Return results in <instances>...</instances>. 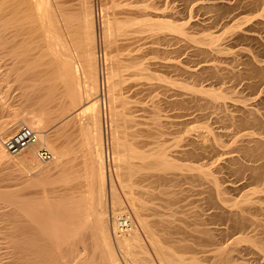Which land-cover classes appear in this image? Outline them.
I'll return each instance as SVG.
<instances>
[{
  "label": "bare ground",
  "instance_id": "1",
  "mask_svg": "<svg viewBox=\"0 0 264 264\" xmlns=\"http://www.w3.org/2000/svg\"><path fill=\"white\" fill-rule=\"evenodd\" d=\"M175 1L178 0H101L97 12L94 0H0V76H16L25 105L31 106L14 110L10 118L0 123V163L12 165V172L5 166L11 172L9 176H19L25 185H65L73 182V162L79 153L84 162L79 177L76 174L78 179L74 178L89 184L86 195L80 197L66 189L57 197L41 192L44 195L39 198H29L22 190H0V264H156L149 248L158 264H246L245 256L255 252H260L259 260L264 264V184L244 190L239 199L228 198L230 192L241 190L238 181L225 185L217 177L222 170H239L238 173H248L250 180L263 181L264 120L259 116L263 114L258 107L245 105L248 100L239 98L233 90L201 86L204 76L222 78L223 70L213 61L225 48L216 44L218 37L214 35L197 37L195 27L199 30V21L196 24L189 20L191 17L180 18V12L174 11ZM258 2L259 6L263 0ZM206 4L222 8L233 5L231 0H208L199 7H207ZM252 4L256 7L255 2ZM261 15L263 22H258L264 25V14ZM252 28L246 32H253ZM99 32L107 48L102 60L107 70L105 76H100ZM233 33L237 37L244 35L242 30ZM256 36L252 33V40L258 43ZM176 43L181 44L172 48ZM188 47L194 50L192 55H188ZM255 56L241 63L245 72L234 67L227 74L242 78L247 73L258 74L263 78L256 81L262 96L264 58ZM170 73L196 83H183L168 95L170 86L175 85L166 77ZM105 87L107 103L102 97ZM160 93L165 97H159ZM235 99L241 104L228 103ZM7 101L2 98L0 107L10 110ZM171 106L182 112L167 114ZM204 107L222 111L225 121L233 123L231 126L238 131L217 132L211 125L196 134L188 130L178 140L183 145L177 155L200 159L212 151L214 157H227L215 158L217 166L211 162L209 167L206 163L186 167L175 162L163 136L171 126L187 125L191 110ZM206 110L203 111L207 113ZM245 124L248 129L251 124L258 129L248 132ZM23 126L35 133L36 141L13 155L6 150L4 140ZM68 130L71 134L78 132V150L72 141L69 147L62 142ZM109 133L111 142L107 138ZM227 136L235 138L238 146L234 152L238 156L220 149L226 147L222 138ZM111 147L114 152L110 153ZM41 150L49 151V160L40 159ZM220 159H225V163H218ZM210 165L216 168L207 170ZM33 170L35 174L27 178ZM184 170H197L199 179L211 185L208 184L206 211L202 212L214 213L203 217L204 213L196 212V216L191 215V225L188 217L187 222L176 218L180 211L175 207L176 211L173 210L171 199L177 194L165 182L177 186L185 177H180L179 172ZM112 172L125 192V201L117 192ZM55 174L57 177L53 178ZM138 174L142 194L135 191L139 188ZM162 183V201L168 200L162 206H171L160 205L169 212L164 210L165 214L157 212L152 201L153 188ZM215 215H223L229 228L216 227ZM119 217L124 218L125 229L120 228ZM190 226L191 231L187 230Z\"/></svg>",
  "mask_w": 264,
  "mask_h": 264
},
{
  "label": "rangeland",
  "instance_id": "2",
  "mask_svg": "<svg viewBox=\"0 0 264 264\" xmlns=\"http://www.w3.org/2000/svg\"><path fill=\"white\" fill-rule=\"evenodd\" d=\"M186 1L187 0H178V1H175V3H174V11H179L180 12L179 17L180 18H185L186 17L187 19H189L191 17V19H189V20H192V22L196 23V24L199 21L198 23H199V25H201V26L197 25V26H199V30H198L197 27H195V30L198 31L197 37H203L205 35L206 36L214 35V36L218 37V42L216 44L219 45V47H221V48H225V49H223V51L227 52V50H228V53H226V54H224L225 52H222L223 53L222 55L220 53V54H216V56L214 55L215 57L213 56L214 58H216L215 61H213V63L215 62V65L218 66L217 68H220V70H223L221 72L219 71L220 73H223L222 74V78L218 79V78H216V77H214L212 75H210V77H209V75H207L208 77L204 76V79H205V77L207 79H205V81L203 79V81L201 82V86L203 84V86H205V88L214 89V90H217V91L225 90V91L231 92L233 90L236 96H238L239 98L241 97V99H245L246 101L248 100L247 101L248 104L246 103L245 105H247V106L251 105V107H253V106L258 107L259 109L258 108L257 109L259 110V112L261 111L260 113L264 115V107H263L264 105L261 104V103H264V101L262 100V99H264V95H262L263 98H262L261 95H259L261 89L257 85L260 82V80L263 79V78H261V76H259L260 78L257 77L258 74L257 75H250L249 73H247V75L243 76V78H242V76H239V77L236 76V77H238V79L240 78L238 80L233 75L230 76V75L227 74L228 70L230 71V69L234 68V67H235V70L240 69L238 71L242 72L243 71L242 68H245V67H244V65L242 67L241 63L243 61H245L247 58H250V56L254 57L255 54H253V53H256L257 57L262 55L261 57H258V58H264L263 57L264 56V51H263L264 47H262V46H264V43H263L264 42V27H263L264 25L260 24L261 21L263 22V17H262L261 14L262 13L264 14V0L259 6L256 5V3H259L258 0H256V1L255 0L254 1L253 0H251V1L250 0H231V3H233V5H231V7L230 6L229 7L223 6V8H222V6H217V7L207 6V4H206L207 7H204V8H200L199 7L201 4L206 3L208 0H188L187 2ZM239 1H240V4H239ZM252 1L255 2L256 7H253L254 4H252L253 3ZM94 3H95L94 4L95 5V10L98 12V10H100L102 2H101V0H94ZM185 3H187V4H185ZM247 3H250V4H248V6H247ZM234 4H236V5L234 6ZM251 5H253V6H251ZM219 11H221L220 12L221 16L219 15L220 14ZM260 19H262V20H260ZM258 21H260V22H258ZM256 23L257 24L259 23V25L255 26ZM205 24H206V26H208V28H206V29H204V27H206ZM261 25H263V26H261ZM202 26H204V27L202 28ZM250 26H252L253 28L250 27ZM200 27L202 29H204V30H202ZM233 27L235 28V30H234ZM248 28H252L253 32L247 33L246 30ZM241 30H242V32L244 34L242 36L237 37L238 36V35L236 36L237 33H233V32H237V31H241ZM252 33H253V35H255V36L257 35L258 36V38H259L258 40L261 42L260 45L258 44L259 41H258V43H255V42H257V40H252V38H253L252 37ZM100 36H101V33L99 32V42H98L97 53H98L99 66L101 68L100 76L101 75L105 76L107 70H106V66L104 65V61L102 62V60H103V55L106 52L107 48H106L104 42L102 43V40H101ZM248 36H251V38L248 37ZM239 38H240V40H239ZM262 43H263V45H262ZM180 44L181 43H178V44L176 43L172 48H178L180 46ZM191 47L190 48L188 47V50H187V53H189L188 55H190V54L192 55L194 50H195L194 46L192 47L194 50H192ZM261 48H263V49H261ZM217 56H218V58H217ZM196 59H198V58H196ZM191 60H193V58ZM232 70L233 69H231V71ZM243 72H245V70ZM223 75H225V76H223ZM250 76H252L251 77L252 80H249V79H251ZM254 76L256 77V79H255ZM15 77L16 76H9V77L0 76V102H1L2 98H3V100H8L7 102H9V105H10V108H11L9 110V109H2V107H0V123L5 121L6 119L10 118L11 115H12V112L14 110H17V109L19 110V109H22L23 107L24 108L25 107L26 108H31V106L27 107L25 105L26 99L23 97V90L19 87L20 85L17 84V81L15 80ZM166 77H167L168 80L174 81V83H175V85H171L170 86V88H169L170 90L168 91V95L169 94L172 95L175 91L179 90L180 89L179 85H181L183 83L188 84L190 86H193L196 83L195 81H193V79H188L186 76H177L174 73H172V74L170 73ZM245 77H247L246 80H245ZM3 78H5V79H3ZM241 78H242V80H241ZM253 80L255 81V83H254ZM248 81H250V82L252 81L251 84H250V82L248 83ZM256 81H259V82L257 83ZM253 83H254V85L251 86ZM249 84H250V87H249ZM254 87L255 88L257 87L256 88L257 90L254 89ZM105 88L103 89V96L102 97L104 98V100L107 103L108 102V97H107L108 96V91H107V87H105ZM158 92H160V89L156 91V93H158ZM257 94L259 95V98L257 97ZM158 95H159V97H162V98L165 97L161 93L158 94ZM241 99H239V100L241 101ZM259 99H260V102H259ZM245 100H242V101L244 102ZM258 102L261 104L262 109L260 108L261 106H259L260 104ZM228 103H230V105L233 104V103H235V104L239 103L238 105L241 104L240 102H236V99H235V101L228 100ZM254 103H255V105H254ZM256 103H258L259 105L257 104L258 106H256ZM30 104H31V102H29V105ZM107 105H109V104H107ZM205 108L206 107H204L203 110L207 109V108L206 109ZM201 110H202L201 108H199L197 110H195V109L191 110L190 111L191 116L188 117L189 123L187 125L182 126V127L179 126L180 128L179 127H175V126H171V127H169L166 130V133L163 136V140H167V143L165 145L168 147V151L171 154V156L173 155V158L175 159V162H177V163H179L181 165L183 164L186 167H191V165L192 166H198V165H202V164H205V163L207 164V167H209V164H211V162L216 161L215 158L219 159V158L223 157V156L222 157H214L212 155V153H213L212 151H211V153H209V155H207L208 154V152H207V154H205L206 156L204 155V157L200 158L201 160L199 158H196L194 156L192 157L190 155H187V156L186 155L185 156L177 155L176 152L178 150H182L180 148V146L183 145V142H178V140H179L180 137L184 136L188 130H191L190 131L191 133L196 134L197 132L206 131L205 127L207 125H211V127H213L215 129V131L217 130V132H219V130L221 132H225V131L229 132V131H231V133H234V131H238V130H235V129H237L236 126H234V127L231 126V125H234L233 123L230 124L229 121H228L229 123H227V120L225 121L224 114H223L222 111H220V110H216V111L211 110V111H209V108H208L206 110V112L208 113L207 114V113H205V111H203V110L201 111ZM107 112L109 114V111H107ZM181 112L182 111L176 106H171V107H169V109H167V114H170V115H176L177 113H181ZM105 113H106V111H105ZM204 113H205V115L203 116ZM235 114L237 115L238 113H235ZM263 115L259 114V116L263 118L262 120H264V116ZM108 122H110V117H108ZM247 125H249V124H247ZM244 126L246 127V124ZM253 126L254 125L251 124L249 126L250 127L249 129L247 128L248 127L247 126L246 130L248 129L247 130L248 132L249 131L252 132V131H255V130L258 129L255 126L252 129L251 127H253ZM46 129H48V128H46ZM246 130H244V133H246ZM51 131L53 132V130H51ZM259 131H261V129ZM68 132H69V130H68ZM68 132H66L67 134H65L64 138L61 139L62 142L64 143L65 146L69 147L70 146L69 142L72 141L74 149L78 150L79 147L77 149L76 145H78L79 142L81 141L80 138H78V134H77L78 132H76L75 130H74L73 134H71L70 132L68 133ZM110 134L111 133H109L107 135L108 136L107 138H110L109 140L111 142V138H112L111 136L112 135H110ZM1 137H6V135L1 136ZM228 138H230L231 140L228 139ZM222 139L226 142V144L224 143L226 147H223V148H220V149L223 152H225V151L226 152H232V154H230V156H232V155L238 156V153L234 152V150H236V148H237L236 146H238L237 143H234L235 138L233 139L232 137H228L227 136V137H223ZM76 141H78V142H76ZM109 152L110 153L114 152L112 147L109 150ZM225 157H227V155H225L223 158H225ZM136 161L138 162V160H136ZM224 161H225V159L224 160L222 159V161L220 159V161H218V163L219 162L225 163ZM263 161L260 160L259 162L261 163ZM83 162L84 161L81 158V154L79 156V153H77V155H75V160L73 162V165L75 167L72 165L74 171H72L73 169L71 170L72 172H74L73 175H75V176H72V178H73L72 181L73 182L71 184H65L64 185V184H59L57 182H53L52 184L50 183V184H47V185H35V186H33V185L31 186V185H27V184L25 185L24 182H23V179L21 181L20 177L15 175V174H14V176H9V173H11L13 171V169L11 170V168H13V166L8 164V163H2V164L0 163V165H1L0 166V187H1L0 190H4V191H11V190L12 191H14V190L18 191V190H22L23 194L25 195V193H26L25 196H27L29 198H33V197L39 198V196L42 197V195H44V194L45 195L49 194L48 196H51V197H57V195L60 196L61 192L63 193V189L64 190L66 189L68 191H72L73 193H75V195L77 197H80L82 195H86V193H84V192H86L87 191L86 189L89 188V186H88L89 184L88 185L84 184V182H82L80 179L77 180L78 177H79L78 173L82 170ZM215 164L217 166V163H215ZM215 164L213 162V165H215ZM8 165L12 166V167H9ZM5 166L8 169L10 168L9 170L11 172L8 169H6ZM212 166L210 165V168L207 169V167H205L203 169L214 170L216 168V166L215 167L213 166L214 169L211 168ZM237 167L238 166H236V168ZM234 168H235V166H234ZM76 169H77V171H76ZM229 171L230 170H222L219 174H217V177H219L222 181H225V185L231 184V182L238 181L237 185H238V187L240 186L239 188H241V190L240 189L239 190L241 192L240 191H238V192L232 191L229 194H227L228 198H230V197L231 198L232 197L235 198V196H236V198L239 199L240 195L244 192V190L245 191H250V190H252V189H254V188L258 187V186H262L264 184V179H263L262 182L261 181L259 182V181H255V180H250L249 179L250 176H249L248 173H243V172L238 173L239 170L238 171L236 170L235 173H234V170L232 172L231 171L229 172ZM34 172H35V170L31 171L27 175L29 176V174L31 175V173H34ZM197 173H198L197 170H194V171H192V170L191 171L190 170H188V171L184 170L183 172L182 171L179 172V176L180 177H183V176H185V177L182 178L183 180L178 181L179 182L178 185L176 183L177 186H175V184L173 182L171 183L170 181L169 182L171 184L169 183L170 184V186H169L168 182L165 181L166 184H167V187L168 188L171 187V189L173 191H175V194H177V195H175L176 197H173L174 200L171 199V203L173 204V206H172L173 210L176 211V209H174V207H175V208H177L180 211L178 213V210H177V213H178L177 215H179V216L176 215L177 216L176 218H180V219L182 218L181 220H183V218H184V222L185 221L187 222V220H186L187 217H188L187 218L188 221L190 222V220L192 219L191 215L193 216V214H195L196 212L197 213L200 212L199 214H201V213L203 214L204 213L203 217L207 213H210V215L211 214L213 215V213H214V211L213 212L208 211V212H206V214H205V212H202V211H206L205 208L207 207L206 206L207 202H205V201L208 199V191H209L208 184H209V182L207 180H204V179L203 180L199 179V177L197 176ZM76 174L78 175V177L76 176ZM28 176H27V178H30V176L29 177ZM140 176L138 174L137 175L138 180L136 179L137 185H139V188H137L138 187L137 186L135 191L137 190L136 192L138 194L141 193L139 190L142 189V188L140 189V187L142 185V182L140 181V178H139ZM179 176L177 178L181 179ZM56 177H57V174H55L53 176V178H56ZM74 177H77V179L74 178ZM112 178H113V181H114V185H115V187L117 189V192L121 196L122 200L125 201V196H126L125 192H124V190H123V188H122V186L120 184V181L115 177V174L113 172H112ZM22 182H23V184H22ZM163 184L164 183L158 184L160 187L156 185V187L153 188V192L155 193V195H154L152 201H153V204L156 207V209H158L157 212L159 211L160 214L164 210H165V212H167L166 209H163V208L165 206L164 204L167 203L168 200L166 199L165 203H164L162 201L163 196L160 195V192L164 189L163 188L164 186L162 187ZM209 186H211V185L209 184ZM166 189L167 188H165V190ZM169 189H167V190H169ZM41 192L44 193V194H42ZM172 195H173V193H172ZM262 196H264V194H262ZM164 198H168V197H164ZM56 202H58V200L57 201H53V203H55V204H56ZM81 203L83 204V202H81ZM162 203H164L163 206H162ZM171 203H170V205H172ZM231 204H232V202L230 203V205ZM160 205L163 208H160L161 207ZM165 208H171V206L167 207V205H166ZM168 211H170V209H168ZM130 213H131V211H130ZM167 213H169V212H167ZM163 214H165V213L163 212ZM194 216H196V214ZM217 216H219V215H217ZM217 216L214 218L215 220H213L214 223L215 222L217 223V225L215 224L216 227H221V228L225 227L226 229L229 228L228 227L229 223L226 221V218L224 219L223 215H221L222 217L221 216L217 217ZM133 217H134V215H133ZM193 218H194V221H196L195 220L196 217H193ZM222 218L224 220H222ZM118 219H121V217H119ZM108 220H109L110 229L112 231V228H113V216L111 215V211L108 213ZM134 221H136L135 217H134ZM184 222L182 221V223L184 225H186ZM178 223L181 224V222H178ZM183 224H181V225H183ZM189 224L191 225V222ZM184 225H183V227H184ZM194 225H195V223H193V227H194ZM212 225L215 227L214 224H212ZM212 225H210V226H212ZM226 225H228V226H226ZM187 226H189L188 223H187ZM187 226H185V228ZM193 227L190 226V229L187 228V230L191 231V229H193ZM140 233H141V238H143V240L145 241V242L144 241L143 242L145 244H147L146 243L147 239L144 236V233L141 232V231H140ZM187 238H190V236H188ZM190 240H192V238H190L188 240V243L190 242L192 244V242ZM243 244H241V245L247 246L246 243H243ZM149 250H150L149 251L150 252V257L153 259V261L156 264H158L154 252L151 251L150 248H149ZM251 252H255V251L253 250ZM258 253L255 252V253H250L249 255H246L245 256V259H246L245 263L247 262L246 264H261V263L263 264V262H261V259L259 260V256L261 254H260V252H258ZM247 257L249 259V262H248ZM252 257H254V260H253ZM256 258H257V260H255ZM250 259H251V261H250ZM258 260H259V262H258Z\"/></svg>",
  "mask_w": 264,
  "mask_h": 264
},
{
  "label": "built area",
  "instance_id": "3",
  "mask_svg": "<svg viewBox=\"0 0 264 264\" xmlns=\"http://www.w3.org/2000/svg\"><path fill=\"white\" fill-rule=\"evenodd\" d=\"M36 135L29 128L23 126L19 127L11 136L4 140V146L8 152L15 155L27 148L29 145L35 143ZM51 154L47 150L40 151V159L43 161L49 160ZM124 218L119 219V226L125 229Z\"/></svg>",
  "mask_w": 264,
  "mask_h": 264
}]
</instances>
